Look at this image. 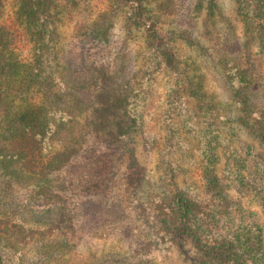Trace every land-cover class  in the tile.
Returning <instances> with one entry per match:
<instances>
[{"label": "trees", "instance_id": "trees-1", "mask_svg": "<svg viewBox=\"0 0 264 264\" xmlns=\"http://www.w3.org/2000/svg\"><path fill=\"white\" fill-rule=\"evenodd\" d=\"M4 3L0 0V14ZM14 3L17 24L0 27V246L2 242L12 248L40 244L50 252L44 261L64 260L53 244L57 233L61 228L74 232L78 226L65 214L60 227L49 223L41 227L39 219L49 217L54 208H75L76 203L53 189L52 176L71 175L75 159L84 154L89 165L84 178L90 187L95 182L101 186L114 176L108 173L111 157L124 156L119 184L123 209L118 205L109 213L110 205L104 209L94 200L82 201L83 228L91 217L99 221L96 232L124 223L131 229L129 222L137 226L144 221L145 233H155L167 247L181 250L178 264H264V99L253 98L258 94V70L264 65V0H235V18L247 49L246 67L238 64L237 73L229 79L236 92L239 123L259 139L258 153L254 145L240 150L234 139L223 140L218 121L222 116L207 95L202 77L176 42L177 35H166L148 17L145 0H107L90 33L98 41L107 38L114 20L126 9L143 27L145 41L132 86L124 84L127 74L120 81L114 79L101 49L94 47V57L63 54L58 43L57 0ZM216 24L207 14L203 34L226 60L240 52V43H219ZM186 43L194 44L190 38ZM157 75H162L165 94L152 133L146 127L144 106L150 82ZM201 127L210 139L198 151L204 164L199 184L184 187L181 178L187 169L176 154L182 151L185 163L190 162L192 155L187 151L195 150L194 139L188 142L184 133L194 134L189 138L200 136ZM181 142L187 143V149H179L184 147ZM141 144L148 151L157 149L158 165L163 167L145 208L140 196L145 182L138 157ZM124 210L136 213L124 217ZM125 236L132 235L127 231ZM152 252L142 253L138 264H153ZM0 264H4L1 253Z\"/></svg>", "mask_w": 264, "mask_h": 264}, {"label": "rangeland", "instance_id": "rangeland-1", "mask_svg": "<svg viewBox=\"0 0 264 264\" xmlns=\"http://www.w3.org/2000/svg\"><path fill=\"white\" fill-rule=\"evenodd\" d=\"M57 2L60 11L57 14L58 43L63 54L68 58H75L79 53H91L94 47L101 49L104 56L109 59L114 79L120 81L124 74H127L124 84L132 86L133 76L139 68L140 54L145 38L143 37V27L135 23L132 17L130 18V11L126 9L118 15L113 26L108 30L107 38L98 41L90 35L92 23L99 13L105 10L107 0H57ZM14 4V0H5L0 14V27L10 26L13 28V25L17 24ZM145 5L148 17L156 21L166 35H177L176 42L180 43L182 52L194 65L196 73L202 77L207 95L219 108V115L222 116L218 121L221 127L219 132H221L223 140L234 139L237 149L240 148V150L247 145H254L255 152L258 153L260 151L259 139L255 135L248 134L239 123L240 111L236 104V92L229 81L232 75L237 73L238 64L245 65L244 55L247 51L246 47L242 46L243 32L235 18V0H145ZM159 6L161 7L159 8ZM207 14L213 16L217 22L216 31L219 33V43L227 45L240 43L238 46L241 50L238 54L224 60L218 49L205 39L203 19ZM188 38L194 43L193 45L186 43ZM15 43L24 42L17 40ZM98 43H102L101 46ZM78 47L82 49L78 50ZM89 56L94 57V53ZM258 72L260 78L258 94L253 95V98L261 101L264 99V65ZM228 74H230L229 77ZM161 76H155V79L150 82L144 106L146 127L152 133L155 132L163 110L165 91ZM202 127L200 136L195 135L196 137L189 138V135L194 136V134L184 133L188 142L194 139L195 150L188 149L187 151L188 155H192L190 162L185 163L186 159L182 151L176 154V156L181 155L180 161L184 160L182 163L179 162L181 167L187 169L181 178L184 181L182 183L184 187L191 183L199 184L200 168L204 164L201 163L202 157L198 158V151L204 150L205 141L210 139V137L208 138L210 133L204 132ZM197 137L202 139L200 143L196 140ZM142 143L144 145V142ZM181 144L184 147H179L180 150L187 149L185 148L187 143L181 142ZM143 145L141 144L138 148L139 161L145 171V182L140 193L143 205L141 208H145L146 204L150 202L152 183L158 179L163 169L158 165L160 154L157 153V149L152 150V148V151H148ZM110 152L112 153V151ZM81 155L75 159L71 175L61 172L52 176L55 179L53 189L72 197L76 203L75 208L68 210L54 208L49 217L39 219L40 223L44 224L40 225L41 227H45V223L58 226L61 214H65L67 216L64 217L73 226H78L74 232H68L66 228H61L57 233L53 244L56 245L57 253L62 255L64 260L47 259L44 261V255L49 258L50 252L47 247H42L40 244L12 248L6 242H2L0 253L3 254L4 264H81L86 260L89 261L85 264H138L140 255L148 250H152V254L155 255L153 264H178L177 255L182 253L181 250L167 247L168 245L161 243L159 236L155 233H145L144 221H141L137 226L129 222L131 229H128L127 223H124L116 224L110 231L96 232L99 221L97 222L95 217H91L86 220L85 227H82V201L94 200L96 205L102 206L104 209L110 205L109 213H112L111 209H117L116 206L120 205L122 208L125 204L119 186L125 158L122 156L116 160V156H112L113 163L111 167H108V173L114 176L101 186L100 182H95V186L90 187V181H86L84 178L86 174L84 169L89 170V165L83 160L84 154ZM171 159L174 160L172 157ZM194 159H198L200 162L194 163ZM222 162L223 157H220V163ZM99 168L101 170V167ZM84 210L86 211V208ZM122 212H125L124 217H128L131 211L124 210ZM134 213L136 211L131 212V214ZM127 231L132 236H125ZM154 231H157L155 227ZM170 250L172 254L168 253ZM112 259L118 260V262L114 263Z\"/></svg>", "mask_w": 264, "mask_h": 264}]
</instances>
